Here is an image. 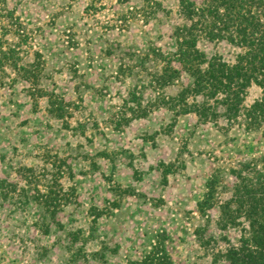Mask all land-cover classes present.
<instances>
[{
	"label": "rangeland",
	"instance_id": "1",
	"mask_svg": "<svg viewBox=\"0 0 264 264\" xmlns=\"http://www.w3.org/2000/svg\"><path fill=\"white\" fill-rule=\"evenodd\" d=\"M184 22L178 0L0 2V38L21 56L0 86V264H130L155 246L169 264H230L240 229L222 230L218 207L201 215L198 203L215 174L217 201L230 196V168L264 156L263 129L164 105L190 82L151 83ZM197 47L228 62L237 53L224 40ZM131 92L145 115L124 107ZM51 93L68 103L62 117L48 111ZM260 96L250 86L245 105ZM54 177L68 200L53 217L37 192Z\"/></svg>",
	"mask_w": 264,
	"mask_h": 264
},
{
	"label": "trees",
	"instance_id": "2",
	"mask_svg": "<svg viewBox=\"0 0 264 264\" xmlns=\"http://www.w3.org/2000/svg\"><path fill=\"white\" fill-rule=\"evenodd\" d=\"M178 11L185 22L175 34L177 49L160 56L162 66L151 83L163 88L175 85L183 75L190 82L173 96L163 95L164 105L177 115L194 113L201 123H218L223 119L228 127L236 125L246 131L263 129L264 135V0H178ZM201 38L233 45L237 48L233 62L220 55L207 57L197 47ZM5 43L1 37L0 86L4 84L6 68L20 70L18 50ZM22 69L25 72L21 78L30 81L34 72ZM252 85L261 89V96L245 105L247 90ZM43 93L46 92L40 90L39 94ZM134 95L129 93L124 107L131 111V116L141 117L146 110ZM47 97L48 111L62 117L68 103L55 93ZM229 172L234 177L230 196L217 201L219 177L213 175L198 203L199 213L205 215L207 209L217 206V225L222 230L240 229L236 243L224 253L230 264H264V156L241 161ZM37 195V202L53 217L68 200L57 177L51 178L43 193L38 191ZM169 263L165 251L155 246L142 261L130 264Z\"/></svg>",
	"mask_w": 264,
	"mask_h": 264
}]
</instances>
